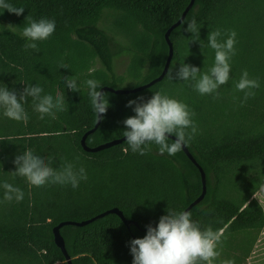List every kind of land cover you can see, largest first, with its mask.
Returning <instances> with one entry per match:
<instances>
[{
    "label": "trees",
    "instance_id": "obj_1",
    "mask_svg": "<svg viewBox=\"0 0 264 264\" xmlns=\"http://www.w3.org/2000/svg\"><path fill=\"white\" fill-rule=\"evenodd\" d=\"M190 1L7 0L23 7V14L0 9V88L6 87L18 99L28 86H40L41 95L54 99L65 97V110L57 111L55 118L40 119L31 97L22 102L26 122L5 117L0 108V264H69L55 242L54 227L114 207L139 226L129 229L120 216L110 213L84 226L65 225L61 233L73 264H133L130 241L143 238L147 226L157 227L162 216L184 211L201 195L200 170L183 148L169 156L159 154L155 144L145 155L132 152L126 141L95 153L82 146L83 136L97 123L86 81H98L100 91L104 86L119 88L125 80L142 75L143 84L158 77L169 55L165 34ZM112 11L109 29L101 22ZM41 19L54 20L55 31L36 42L39 51L26 50L29 41L23 29ZM193 19L204 30L196 41L185 31ZM216 30L222 36L236 32L243 66L235 71L241 78L247 70L249 78L259 82L251 90L255 95L246 101L244 92L232 85L220 86L213 95H201L191 79L183 86L182 103L194 113L196 126L186 145L207 175V193L189 211L190 218L201 230L210 227L222 233L216 250L225 248L223 254L230 259L229 249L251 254L264 227V208L253 198L264 184V0H196L171 33L175 53L165 78L135 93L105 91L109 107L87 144L96 147L123 137L128 130L123 121L135 115V105L126 106L130 100L147 102L156 92L173 98L171 91L181 81L175 73L181 65L207 73V37ZM197 42L202 45L192 55ZM124 54L131 61L126 75H119L114 60ZM67 77L77 80L79 91L66 87ZM27 150L46 162L51 157L50 166L57 171L66 164L77 172L83 167L87 179L76 188L51 182L33 186L15 173L16 157ZM5 182L23 191L22 201L4 199Z\"/></svg>",
    "mask_w": 264,
    "mask_h": 264
},
{
    "label": "clouds",
    "instance_id": "obj_2",
    "mask_svg": "<svg viewBox=\"0 0 264 264\" xmlns=\"http://www.w3.org/2000/svg\"><path fill=\"white\" fill-rule=\"evenodd\" d=\"M0 9L17 16L24 12L23 7H15L7 0H0ZM55 28L54 20L32 21L30 26L23 29L22 35L29 41L24 45L25 49L39 51L36 42L47 40L54 33ZM199 30L195 19L188 23L185 29L195 35L194 41L199 40ZM236 35L235 31H231L227 34V39L221 42L220 30L210 32L207 40L208 46L215 50L214 65L207 73L200 74V69L197 67L183 64L175 73L176 78L196 81L195 90L201 95L217 93V89L229 80L231 71L229 60L235 55ZM169 75L173 78L171 73ZM86 84L91 107L96 120H99L102 114L107 112L108 99L104 93L98 91L101 87L98 81L89 79ZM65 85L73 92L79 91L77 80L73 77L65 78ZM258 87V80L250 79L247 70L243 71L239 82L235 85L238 91L244 92L245 101L255 95L251 90ZM42 92L40 86H28L18 99L16 94L6 87L0 88V108H3V115L17 122H26L28 117L22 102H26L28 97L32 98L34 110L40 114V119L46 115L55 118L57 111L65 110L64 95H57L54 99L50 94L41 95ZM133 105H135L133 108L135 115L123 121L128 129L123 132V136L126 137V142L134 153L145 155L151 151L150 145L155 144L158 146L159 154L167 153L169 156H174L196 133L192 119L194 113L190 112L187 105L175 99L156 92L147 102L137 103L130 100L126 106ZM189 128L190 133L186 131ZM169 134L176 138L171 144L168 143ZM51 162V157L46 162L45 158L27 150L23 155L16 157L15 173L26 178L29 184L36 187L51 182L61 185L71 184L76 188L80 180L87 179L83 167L77 172L72 164H66L62 170L57 171L50 166ZM3 188L6 201L23 200L24 193L20 188L13 187L7 182L3 184ZM190 217L191 213L187 211L168 212L159 219L157 227L147 226V234L143 238L130 241L133 264H201V262L212 264L220 254L216 249L222 233L213 231L210 227L201 230Z\"/></svg>",
    "mask_w": 264,
    "mask_h": 264
},
{
    "label": "rangeland",
    "instance_id": "obj_3",
    "mask_svg": "<svg viewBox=\"0 0 264 264\" xmlns=\"http://www.w3.org/2000/svg\"><path fill=\"white\" fill-rule=\"evenodd\" d=\"M113 19H114V11H112V15H108V14L104 15L101 25L110 29L111 22L113 21ZM203 31H204L203 29L199 30V32H203ZM237 37L238 36L236 35V38ZM117 39H120V37L117 36ZM226 39H227V35L221 36L219 38L221 42H223ZM194 45L196 48H193L192 51H190L192 55L194 54L193 52H198L202 43L197 42L196 44L194 43ZM207 50H208L207 51L208 56L204 58V61L208 63V66H207L208 68L207 72H208L215 62V50L211 49L210 47ZM130 61H131V57L127 54H124V55H121L115 58L114 66H115L116 73L119 75H126ZM242 62L243 61L240 58L239 49L236 48L235 46V55L232 56L231 59L229 60L230 67H231V71L229 74V80L226 84L221 85L222 88H226L227 85H232L235 88V85L240 80V76L237 75L235 70L238 69L237 68L238 66H243ZM100 66L101 64L98 63V67ZM144 80H145V77L143 75L138 78H131L119 84V88L131 89V88L142 85L144 83ZM187 83H188L187 81H183V80L177 81L175 83V86L171 91L173 98L169 97L167 92L162 93V94L182 103L184 101L183 86H185ZM222 106L225 107V105H222ZM253 198L258 199L259 203L264 208V184L259 190L256 191ZM224 250L225 248L220 251L219 256L212 262V264H264V227L260 232H258L257 240L253 246L251 254L246 255L238 251V249H229V250H226L227 252H229V255L231 257L229 259L227 256L223 254ZM235 255L237 257V260L235 262L230 261L234 259Z\"/></svg>",
    "mask_w": 264,
    "mask_h": 264
},
{
    "label": "water",
    "instance_id": "obj_4",
    "mask_svg": "<svg viewBox=\"0 0 264 264\" xmlns=\"http://www.w3.org/2000/svg\"><path fill=\"white\" fill-rule=\"evenodd\" d=\"M195 1L196 0H191L189 5L186 7L185 11L183 12L181 18L176 22L174 23L166 32L165 34V38L168 42V45H169V55H168V59H167V62H166V65L162 71V73L156 77L155 79L151 80L150 82L146 83V84H143V85H140V86H137V87H134V88H131V89H124V88H115V87H111V86H104L100 89V91L102 93H104L105 91H109V92H113V93H116V94H128V93H135V92H138V91H142L146 88H149L151 87L152 85L156 84L157 82H160L162 81L165 76L167 75V73L169 72V69H170V65L172 63V60H173V57H174V44L170 38L171 36V33L172 31L178 27L186 18L188 12L190 11V9L193 7V5L195 4ZM102 119H103V114H102V117L97 120V123L95 124V126L90 129L89 131H87L85 133V135L83 136L82 138V146L84 148V150L86 152H91V153H95V152H98V151H101V150H104V149H107V148H110V147H113V146H116V145H119L121 143H123L124 141H126V137H121V138H118V139H114V140H111V141H108V142H105L103 144H100L96 147H90L88 144H87V137L94 133L100 126L101 122H102ZM169 138L175 140L176 138L174 137V135L172 136L171 134H169ZM184 152L188 155V157L192 160V162L199 168L200 170V173H201V177H202V183H203V191L201 193V195L195 200L193 201L184 211H187L189 212L195 205H197L198 203H200L204 198H205V195L207 193V175H206V172L205 170L203 169V167L201 166V164L197 161V159L195 158V156L192 154V152L190 151V149L188 148L187 145L183 146L182 147ZM110 213H114V214H117L118 216L121 217V219L124 221L125 225L130 229L132 225H137L139 226V223L136 221V220H133V219H128L122 210H120L118 207H114V208H111L107 211H104L90 219H86V220H83V221H75V220H65V221H62L60 222L58 225H56L53 229V232H54V237H55V242L56 244L62 249L64 255L66 256L67 260H68V263L69 264H73V261H72V258L70 256V254L68 253V250L66 248V243H65V240H64V237L61 233V228L65 225H77V226H84V225H87L99 218H102Z\"/></svg>",
    "mask_w": 264,
    "mask_h": 264
}]
</instances>
